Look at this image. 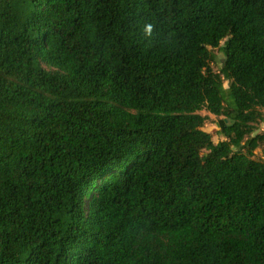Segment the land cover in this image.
<instances>
[{
  "label": "trees",
  "instance_id": "obj_1",
  "mask_svg": "<svg viewBox=\"0 0 264 264\" xmlns=\"http://www.w3.org/2000/svg\"><path fill=\"white\" fill-rule=\"evenodd\" d=\"M259 120L264 0H0V264H264Z\"/></svg>",
  "mask_w": 264,
  "mask_h": 264
},
{
  "label": "rangeland",
  "instance_id": "obj_2",
  "mask_svg": "<svg viewBox=\"0 0 264 264\" xmlns=\"http://www.w3.org/2000/svg\"><path fill=\"white\" fill-rule=\"evenodd\" d=\"M216 54L215 61L212 63V67L215 71H218L224 63V52L221 49L214 50ZM225 86H228V81H224ZM203 115H206V122L204 125V130L208 131L212 135L214 142H218L220 139H223L224 136L221 134V121L222 118L210 113L208 110L200 111ZM254 134H263L264 136V122L259 120L256 122V130ZM253 134V135H254ZM250 158L263 159L264 158V138L260 141L259 145L254 149L253 152L243 151V154L240 156V166L244 167Z\"/></svg>",
  "mask_w": 264,
  "mask_h": 264
},
{
  "label": "clouds",
  "instance_id": "obj_3",
  "mask_svg": "<svg viewBox=\"0 0 264 264\" xmlns=\"http://www.w3.org/2000/svg\"><path fill=\"white\" fill-rule=\"evenodd\" d=\"M148 30H150V26H148Z\"/></svg>",
  "mask_w": 264,
  "mask_h": 264
}]
</instances>
